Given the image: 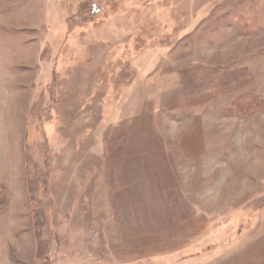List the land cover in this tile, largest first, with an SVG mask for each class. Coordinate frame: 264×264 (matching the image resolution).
Masks as SVG:
<instances>
[{"label": "rangeland", "instance_id": "rangeland-1", "mask_svg": "<svg viewBox=\"0 0 264 264\" xmlns=\"http://www.w3.org/2000/svg\"><path fill=\"white\" fill-rule=\"evenodd\" d=\"M0 264H264V0H0Z\"/></svg>", "mask_w": 264, "mask_h": 264}]
</instances>
